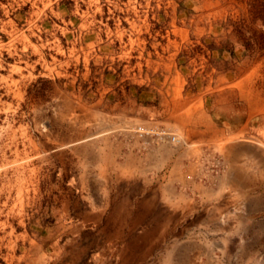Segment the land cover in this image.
<instances>
[{
  "label": "rangeland",
  "instance_id": "1",
  "mask_svg": "<svg viewBox=\"0 0 264 264\" xmlns=\"http://www.w3.org/2000/svg\"><path fill=\"white\" fill-rule=\"evenodd\" d=\"M132 85L159 113L123 125ZM0 264H264V0H0Z\"/></svg>",
  "mask_w": 264,
  "mask_h": 264
},
{
  "label": "crops",
  "instance_id": "2",
  "mask_svg": "<svg viewBox=\"0 0 264 264\" xmlns=\"http://www.w3.org/2000/svg\"><path fill=\"white\" fill-rule=\"evenodd\" d=\"M6 4H8V2H6L3 6L5 7ZM34 6L33 4H30V7ZM29 7V9H30ZM37 8V9H36ZM35 9L38 10L40 9L43 10L42 8H38L35 6ZM52 10H55V13H59L60 11V4H58L57 6H52ZM40 14L38 11H36V14ZM54 13V12H53ZM111 29H116V28H111V27H107L104 29V35L100 33V36L103 40V45L102 46H111L110 42H113L112 39H110V35L113 34ZM93 29L92 27L89 28V38H90V43H94L95 41V37H97V33H95L94 37H93ZM88 34V33H87ZM116 36V35H115ZM113 37V36H112ZM166 59V56H163V59H158V60H153L152 62H149L147 64V66L150 68L149 70H146L144 73L140 72L138 73L140 79L142 81H144L143 83L139 84V87H147L148 85H146L147 83H145L146 81H150V80H171L173 75H172V71L170 70V68L166 69V64L167 61L164 60ZM147 62V61H146ZM124 72L122 71V74ZM113 73L108 72L107 74H105V77L109 78L112 77ZM131 74L128 73H124L122 76V80H127L130 78H134L131 77ZM135 86H130L127 90L123 91V99L119 100L115 105L111 106V109L109 111H112L114 109V111H112V113H114L115 116H117L123 125L129 124L132 125L137 121H140L141 118L143 119L144 116H148L147 113L152 112L154 117V113H159L158 110H155L153 108H148V107H144L142 108L139 104V100L141 99V96L143 97H147L148 96V90H142V92H140V94L137 95L135 91ZM166 90L164 91V94L167 93V95L171 94V86H168L167 88H165ZM180 97H182V92L180 91L179 93ZM188 103L186 99H180L179 101V110H174L172 111L174 112H178L179 114L185 113L186 110L188 109ZM110 108V107H108ZM108 111V112H109ZM107 112V113H108ZM200 126V125H198ZM197 125L194 126V130L195 131H191L189 132V128H185V133L187 134V136H189V140L190 142H195L199 139V137H201V132L203 130H200L201 128H199ZM117 147L118 150L120 152L119 154V158H120V163L119 166H121V168L123 169V171L125 170L126 172L124 174H127V172L129 174L127 175H131L134 176L135 174H138V163L140 160H147L149 161L152 157L154 152L151 151L150 149L148 151H145V153H142L141 155L139 154V142L138 140L131 134H125V133H121V137L118 138L117 140ZM128 170V171H127Z\"/></svg>",
  "mask_w": 264,
  "mask_h": 264
},
{
  "label": "built area",
  "instance_id": "3",
  "mask_svg": "<svg viewBox=\"0 0 264 264\" xmlns=\"http://www.w3.org/2000/svg\"><path fill=\"white\" fill-rule=\"evenodd\" d=\"M133 134L136 135L139 139H144V140H153V141H166L172 144L177 143V138L176 136L171 133L169 130L166 128L162 127H150L146 128L143 126H136L132 130ZM218 165V163H217Z\"/></svg>",
  "mask_w": 264,
  "mask_h": 264
},
{
  "label": "bare ground",
  "instance_id": "4",
  "mask_svg": "<svg viewBox=\"0 0 264 264\" xmlns=\"http://www.w3.org/2000/svg\"><path fill=\"white\" fill-rule=\"evenodd\" d=\"M108 156H110V155H108ZM103 158H104V155L102 156ZM108 158V157H107ZM102 159V158H101ZM105 159V158H104ZM105 161V160H104ZM106 163V162H105Z\"/></svg>",
  "mask_w": 264,
  "mask_h": 264
}]
</instances>
